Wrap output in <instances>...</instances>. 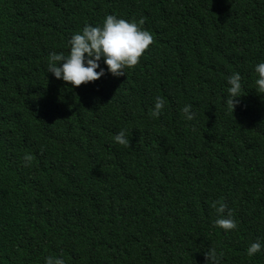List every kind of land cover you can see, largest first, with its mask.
<instances>
[{
  "label": "trees",
  "instance_id": "1",
  "mask_svg": "<svg viewBox=\"0 0 264 264\" xmlns=\"http://www.w3.org/2000/svg\"><path fill=\"white\" fill-rule=\"evenodd\" d=\"M109 14L153 37L134 68L76 87L47 73ZM262 61L264 0H0V264H264L246 255L264 244Z\"/></svg>",
  "mask_w": 264,
  "mask_h": 264
},
{
  "label": "clouds",
  "instance_id": "2",
  "mask_svg": "<svg viewBox=\"0 0 264 264\" xmlns=\"http://www.w3.org/2000/svg\"><path fill=\"white\" fill-rule=\"evenodd\" d=\"M142 23V22H141ZM153 43L151 33L139 26L135 21L117 18L115 15H106L102 26L84 25V27L71 35L68 40L69 52L67 55L52 52L47 60V73H51L56 79L68 82L71 86H80L95 82L103 77L106 72L114 77L125 75V69L134 68L148 47ZM106 67H104V66ZM254 81L255 90L264 94V61L255 64ZM228 85L225 97L226 106L233 111L240 103L241 75L233 72L226 78ZM163 98L156 97L150 112L152 118L159 117L164 109ZM185 119H193L194 114L189 106L182 108ZM114 142L129 146L130 141L124 130L114 136ZM25 162H31V156L25 154ZM223 209H218L222 211ZM215 226L223 229L225 233L234 230L237 223L228 213L225 218H217ZM264 249L260 239L252 241L246 248V255L253 257ZM206 264H220L223 253H217L215 249L205 252ZM43 264H65L60 257L46 256Z\"/></svg>",
  "mask_w": 264,
  "mask_h": 264
}]
</instances>
